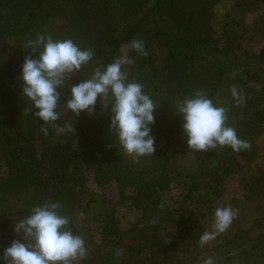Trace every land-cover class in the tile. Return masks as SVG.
<instances>
[{
  "label": "trees",
  "instance_id": "1",
  "mask_svg": "<svg viewBox=\"0 0 264 264\" xmlns=\"http://www.w3.org/2000/svg\"><path fill=\"white\" fill-rule=\"evenodd\" d=\"M38 34L94 52L60 90L61 103L96 68L131 60L129 82L157 105L152 156L134 160L119 148L99 98L91 115L61 105L54 126L32 114L21 65L36 58L25 47ZM254 38L264 42V0H0V256L21 238L14 225L33 206L58 202L88 249L74 264H264V163L256 166L264 43L251 47ZM134 40L147 55L131 48ZM196 91L227 109V125L249 149L191 152L175 109ZM234 177L237 193L219 203ZM229 205L231 226L201 246L214 211Z\"/></svg>",
  "mask_w": 264,
  "mask_h": 264
},
{
  "label": "clouds",
  "instance_id": "2",
  "mask_svg": "<svg viewBox=\"0 0 264 264\" xmlns=\"http://www.w3.org/2000/svg\"><path fill=\"white\" fill-rule=\"evenodd\" d=\"M131 48L147 55L143 41L134 40ZM25 49L37 54L36 58L31 54L25 56L21 65L22 95L31 103V110H36L32 114L37 119L54 126L60 118L61 105L76 117L85 112L91 115L99 98L102 111L110 106V128L119 148L134 160L153 155L155 137L151 125L155 123L157 105L143 91V84L129 82L124 66L131 64V60L121 57L103 69L96 68L88 78L72 85L69 98L61 103L60 90L92 61L94 52L82 49L71 39L57 40L39 34L28 41ZM231 94L238 105L243 104V93L233 87ZM175 110L182 118L183 135L191 152H209L218 146L240 152L251 147L227 125V109L217 106L203 91L179 101ZM67 130L73 128L67 126ZM41 131L48 134L47 128ZM60 208L58 202L33 206L29 215L14 225V232L21 238L4 249L0 264H74L86 259L88 249L84 240L67 227L70 220L61 214ZM236 215L230 205L218 207L213 214V231L200 237V245L224 233ZM204 264H213V260L209 258Z\"/></svg>",
  "mask_w": 264,
  "mask_h": 264
},
{
  "label": "rangeland",
  "instance_id": "3",
  "mask_svg": "<svg viewBox=\"0 0 264 264\" xmlns=\"http://www.w3.org/2000/svg\"><path fill=\"white\" fill-rule=\"evenodd\" d=\"M263 43L264 42L261 41L260 39L254 38L250 40L249 45L251 47L259 48ZM257 142H258L260 154L256 160V166L259 167L262 166V164L264 163V135L259 137V139H257ZM237 185L238 182L236 177L229 180L228 183H226L225 190L222 196L219 198L220 200L218 202L223 204L227 202L230 198H232L238 191Z\"/></svg>",
  "mask_w": 264,
  "mask_h": 264
}]
</instances>
